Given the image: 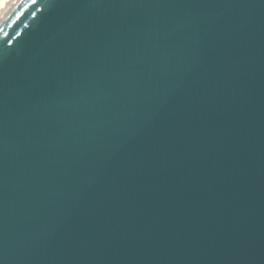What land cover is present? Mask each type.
I'll use <instances>...</instances> for the list:
<instances>
[{"label": "water", "instance_id": "95a60500", "mask_svg": "<svg viewBox=\"0 0 264 264\" xmlns=\"http://www.w3.org/2000/svg\"><path fill=\"white\" fill-rule=\"evenodd\" d=\"M0 264H264V0H10Z\"/></svg>", "mask_w": 264, "mask_h": 264}, {"label": "bare ground", "instance_id": "6f19581e", "mask_svg": "<svg viewBox=\"0 0 264 264\" xmlns=\"http://www.w3.org/2000/svg\"><path fill=\"white\" fill-rule=\"evenodd\" d=\"M9 2L10 0H0V10L5 9L6 4Z\"/></svg>", "mask_w": 264, "mask_h": 264}, {"label": "snow or ice", "instance_id": "6c2138e0", "mask_svg": "<svg viewBox=\"0 0 264 264\" xmlns=\"http://www.w3.org/2000/svg\"><path fill=\"white\" fill-rule=\"evenodd\" d=\"M33 3H35V0H33ZM35 13H33V15H34Z\"/></svg>", "mask_w": 264, "mask_h": 264}]
</instances>
